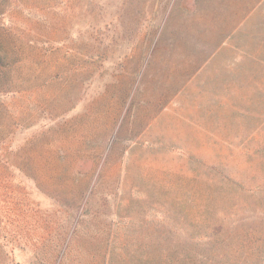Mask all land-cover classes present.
I'll list each match as a JSON object with an SVG mask.
<instances>
[{
    "label": "rangeland",
    "instance_id": "374dc122",
    "mask_svg": "<svg viewBox=\"0 0 264 264\" xmlns=\"http://www.w3.org/2000/svg\"><path fill=\"white\" fill-rule=\"evenodd\" d=\"M0 264H264V0H0Z\"/></svg>",
    "mask_w": 264,
    "mask_h": 264
}]
</instances>
